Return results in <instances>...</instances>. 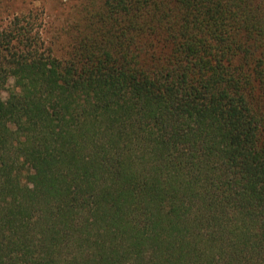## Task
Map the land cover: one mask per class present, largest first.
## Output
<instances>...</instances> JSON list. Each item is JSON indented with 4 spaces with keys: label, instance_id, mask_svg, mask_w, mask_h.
<instances>
[{
    "label": "trees",
    "instance_id": "trees-1",
    "mask_svg": "<svg viewBox=\"0 0 264 264\" xmlns=\"http://www.w3.org/2000/svg\"><path fill=\"white\" fill-rule=\"evenodd\" d=\"M81 12L0 32V264H264V0Z\"/></svg>",
    "mask_w": 264,
    "mask_h": 264
},
{
    "label": "rangeland",
    "instance_id": "rangeland-1",
    "mask_svg": "<svg viewBox=\"0 0 264 264\" xmlns=\"http://www.w3.org/2000/svg\"><path fill=\"white\" fill-rule=\"evenodd\" d=\"M89 2L91 0H0V32L20 29L26 35L38 37L44 48L50 46L56 55L62 56L69 39L65 29L79 18ZM15 84L12 78L8 87ZM3 95L7 97L8 90Z\"/></svg>",
    "mask_w": 264,
    "mask_h": 264
}]
</instances>
